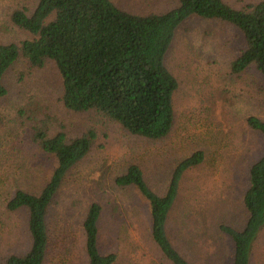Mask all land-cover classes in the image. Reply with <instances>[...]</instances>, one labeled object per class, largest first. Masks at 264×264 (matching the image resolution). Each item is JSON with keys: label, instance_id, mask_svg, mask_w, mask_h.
<instances>
[{"label": "rangeland", "instance_id": "374dc122", "mask_svg": "<svg viewBox=\"0 0 264 264\" xmlns=\"http://www.w3.org/2000/svg\"><path fill=\"white\" fill-rule=\"evenodd\" d=\"M132 14H160L176 0H110ZM242 10L261 0H222ZM38 0H0V43L19 44L31 36L10 23L16 10L28 15ZM244 48L240 32L217 20L191 16L177 28L166 67L178 83L173 95L174 124L162 140L129 135L93 112L75 113L60 101L61 79L53 62L32 68L15 61L3 76L0 98V264L30 246L27 212L6 209L17 190L37 194L55 168V159L32 141L34 122L48 120L49 135L67 140L95 133L86 157L66 175L47 214L48 248L43 264H87L82 223L89 206L101 207L98 248L115 254L114 264H170L150 237L148 204L114 178L130 164L140 166L149 188L165 192L172 170L195 151L204 162L187 171L169 220L174 245L192 264H231L232 244L223 224L240 230L246 220L242 197L250 165L264 155V137L246 120L264 122V77L249 68L234 74L230 64ZM32 109L28 117L20 110ZM250 264H264V227L253 243Z\"/></svg>", "mask_w": 264, "mask_h": 264}, {"label": "trees", "instance_id": "16d2710c", "mask_svg": "<svg viewBox=\"0 0 264 264\" xmlns=\"http://www.w3.org/2000/svg\"><path fill=\"white\" fill-rule=\"evenodd\" d=\"M160 14L137 15L117 8L110 0H38L30 15L16 10L10 23L31 38L19 44L0 43V98L7 94L3 76L19 58L32 68L53 62L61 79L60 101L75 113L93 112L119 125L131 136L164 139L174 124L173 95L178 83L166 67V55L178 26L191 16L217 20L242 35L244 48L230 64L234 74L249 68L264 77V0L236 10L222 0H176ZM32 109L18 111L28 117ZM34 122L32 141L55 159V168L37 194L17 190L8 201L10 212L26 210L30 246L4 264H43L48 248L47 214L68 172L89 153L95 133L67 140L63 132L49 135L48 120ZM247 126L264 137V122L256 117ZM205 154L195 151L171 172L164 194L153 192L139 165L130 164L114 178L118 188L135 190L148 204L150 237L170 264H192L170 238L169 220L179 197L183 175L201 165ZM246 220L240 230L219 225L232 244L231 264H250L253 243L264 227V155L247 172L242 197ZM101 207L93 203L82 223L87 264H114L115 254L98 248Z\"/></svg>", "mask_w": 264, "mask_h": 264}]
</instances>
